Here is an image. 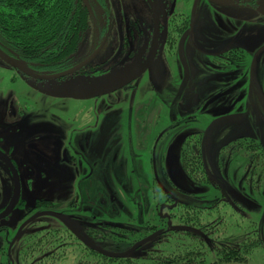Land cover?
<instances>
[{
    "label": "rangeland",
    "instance_id": "rangeland-1",
    "mask_svg": "<svg viewBox=\"0 0 264 264\" xmlns=\"http://www.w3.org/2000/svg\"><path fill=\"white\" fill-rule=\"evenodd\" d=\"M108 2L111 26L127 27L129 36L132 35L130 40L136 43L131 47L136 50L140 31L153 25L146 0ZM189 5L191 17L197 23L194 40L197 36L196 43L202 47L221 49L236 44L234 33L252 36L258 45L264 43V24L229 21L218 11L227 4L189 0ZM163 16L164 11H161L160 17ZM94 17L89 20L76 54L88 48L90 32L101 22L98 13ZM128 49L123 46L112 49L104 66L111 68L109 73L115 72L128 58ZM186 54L183 47L170 72L162 67L159 75L147 73L136 79L134 86L124 94L120 92L95 100L53 97L35 89L31 91L18 77L11 82L10 69L0 63V113H4L7 105L14 112H19L20 107L30 124L27 133L14 144V156H27L24 163L18 164L21 197L26 204H31L33 198L43 196L58 207L65 204L68 197L71 201L75 197L73 192L77 193L79 202L86 199L99 219L108 217L118 228L111 230V240L99 242L97 247L111 254H122L133 246L132 241L138 235L134 238L133 234L120 232L119 228L135 226L134 217L138 222L144 220L145 224L153 225L154 202L167 194L194 207L209 208L211 213L205 218L210 221L222 214L219 229L225 243H241L248 229L257 231L261 246L251 251L245 264H264V60L260 62V56L257 58L252 81H246L240 71L237 74L218 73L207 63L209 72L202 77L198 70L201 71L204 64H195ZM102 82L101 78L70 75L37 83L51 91H81L95 88ZM153 88L160 92L154 95L150 91ZM188 89H193L198 97ZM9 97L13 104L9 101L7 104ZM25 100L28 109L22 104ZM174 121L183 125L182 131L180 127L171 126ZM95 124L103 125L108 137L90 154L93 165L88 174L90 183L85 186V173L63 163L61 157L73 152L76 144L88 138L92 139L94 147L99 137L97 129H91ZM197 130L202 134L200 147L211 177L209 183L192 181L182 166L181 154L186 153L182 142L186 137L194 136V140L197 133H190ZM239 136L254 138L263 156L254 163L253 174L246 176L243 172L245 162L231 150L233 141ZM81 151L78 150V157L83 155ZM22 167L30 169L23 173ZM2 171L8 176L0 160V173ZM3 194L0 195L1 207L7 203ZM226 200L236 201V209ZM18 216L19 209H15L8 219L0 220V226L9 228L6 237L12 233ZM125 233L129 240L123 241L119 235ZM105 235L102 240H106ZM145 235L143 231L139 238L147 237ZM163 246L156 244L155 248ZM148 249H152L151 246L143 250ZM143 250L138 253L144 254ZM98 262L101 264L99 258Z\"/></svg>",
    "mask_w": 264,
    "mask_h": 264
},
{
    "label": "flooded vegetation",
    "instance_id": "flooded-vegetation-1",
    "mask_svg": "<svg viewBox=\"0 0 264 264\" xmlns=\"http://www.w3.org/2000/svg\"><path fill=\"white\" fill-rule=\"evenodd\" d=\"M82 1L85 3L84 5L90 12L92 18H95L94 16L98 13L102 19L99 25L94 27L90 32L87 43L88 48L82 50L80 54H75L72 67L87 59L95 51L98 52L86 66L72 75H80L81 77L90 79L101 78L103 82L98 86L105 85L119 77L134 61L138 60L141 63L144 62L151 53L153 41H155V47L152 52V61L148 68L138 78L147 73L151 74L153 72H157V75H159L162 71V67L165 68L167 72H170L175 66L174 60L177 53L179 54L183 47L185 54L186 51L188 52L186 56L193 60L195 64H204V68H201L202 73L198 70L202 77L209 72V68L205 64L207 63L208 65H213L212 68L214 72L237 74V72L240 71L246 81H252L253 70L257 58L260 56V62L264 60V43L260 45L256 44V38L253 39L252 36H242L234 33L233 38L237 43L221 49L204 48L196 43L198 38L196 36V40H194V32L196 27L195 24L197 23L191 17V4L189 5V0H163V2L160 0H146L150 11L151 5L157 10V31L154 33V18L151 12L153 25L151 28L140 31L136 50L134 47H131L135 46L136 43L130 40L132 35L129 36L127 27L111 26L110 2H108V0ZM203 1L206 3L213 2L214 4H227L224 9H219L218 11L220 14L226 15L229 18V21L236 22L237 20H243L242 23L249 21L256 22V24H264V0ZM41 2L44 9L49 8V0H41ZM161 11H164V16L162 18L160 17ZM120 46L129 47L126 52L128 58L118 66L115 72L109 73L111 68L104 66L110 59L112 49ZM105 47L109 48L105 49ZM0 50L11 57L2 48H0ZM15 60L20 61L27 70L37 73L30 68L25 61L19 59ZM0 63L5 64L7 68L10 69L12 73L11 82H14L18 77L22 82L28 84L31 91L35 89V91L49 95L43 92V90L46 89L37 83L39 80L23 75L17 69L4 63L1 59ZM85 69L88 71H85ZM37 74L49 75L48 73ZM217 76L219 77L218 74ZM133 82L113 93L86 100H95L97 98L112 96L120 92L124 94L134 86ZM153 89L150 91H152L154 95L160 92L155 91V88ZM189 91L192 92V95L198 97L197 94L193 93V89H190ZM8 101L11 104L14 103L12 102V97L7 98V104H9ZM22 104L26 105L27 109L29 108L28 101L25 100ZM18 111L19 112H14V109L7 105L4 113H0V160L5 164L6 169L8 170V176L6 177L4 171H2L3 173H0V184L2 185L0 195L7 193V196L3 194L5 195L7 203H5L3 207L0 206V214H2L11 204L15 196L17 185L19 189V198L16 205L7 216L0 219H8L15 209H19L18 219L15 221V225L12 227L13 231L9 237L5 236L9 231L8 226H0V240L2 239L0 241V264H98L99 253L94 251L92 247L98 248L97 244L99 242H107V240H111V230L117 228L116 225L110 223L111 221H109L108 217H101L99 219L97 213L91 208L92 205L88 203L86 199L84 202H79L77 200L78 194L75 192H73L75 197H73L71 201L68 197L66 200L67 202L58 207L43 196L33 198L34 201L31 204H26L21 197V176L19 174L18 164L24 163L27 156H14V144L16 143L17 138L20 139V137L27 133L30 124L26 120L25 112H23L20 107H18ZM23 117H25V119ZM171 126L180 127V131L183 129V125L177 121H174ZM93 128L97 129V132L99 133L98 142L94 144V147L92 139L90 141L88 138L83 143L80 142L76 144L73 152H69V154L64 153L61 157L63 163L76 166L79 171L85 173L83 176V184L85 186L90 183V176H88V174L93 165L90 154L92 151L95 152V150H98L108 137L103 125L95 124V126H91V129ZM65 131L66 129L61 132L64 133ZM194 133H197L194 140V136L189 139L186 137L182 142V147L185 148L183 150H185V154L187 155V159L190 161L192 168L190 173H187L186 171L185 173L192 181L197 182L201 181L200 178L207 177V183H209L211 177L208 174L207 165L200 147L202 134L199 130L191 132L190 134ZM191 141H193V146L189 147ZM257 146L258 143L251 137L239 136L237 140L235 139L233 141L231 147L232 153L234 151L235 154L245 162L243 168V172L245 173L244 176L253 174V165L258 162L262 156V153H259L257 150ZM78 150H82L81 153L83 155L80 157H78ZM64 152H67V150ZM182 155L183 154H181V158ZM197 162L202 163V165L195 166V163ZM22 169L23 173H26L27 169L30 168L22 167ZM61 170L62 168L60 167V171ZM69 189H71V186ZM188 194L191 195L192 193L188 192ZM170 200L171 202L164 203L160 201L157 206L154 207L155 213L153 216V226L158 228H155L152 234L160 232L159 236H156L154 239L161 237L164 234L174 232L168 230V221H170L172 226H178L172 223L170 212L172 213V210L177 206L180 200H176L172 197H170ZM226 203L230 205L232 209H236V201L226 200ZM161 205H165V208L159 213ZM189 206L191 209L194 208V205L189 204ZM201 208L208 209L207 207ZM41 212H52L59 215V217L45 215L26 223L32 216ZM138 216H140V212H138ZM218 217L220 218V221H222V214ZM132 221L137 222L135 224L137 227L131 225V227L119 228L120 232L126 231L128 235L133 234L134 238L138 235L137 239L132 241L133 243L131 246L141 241L143 238H146H139L141 232H146V224L144 223V220L138 222L136 217H134ZM206 222H208V220ZM190 233L194 234L193 232ZM104 234H106V240H102ZM152 234L149 233L148 235L150 236ZM128 235L120 234L119 236L121 240L125 241L129 240V238H126ZM157 253L161 254L159 251H157ZM141 255H143V253H138L135 250L123 258L128 257L129 263L144 264L145 259L140 258ZM149 263H151V261H149Z\"/></svg>",
    "mask_w": 264,
    "mask_h": 264
},
{
    "label": "trees",
    "instance_id": "trees-1",
    "mask_svg": "<svg viewBox=\"0 0 264 264\" xmlns=\"http://www.w3.org/2000/svg\"><path fill=\"white\" fill-rule=\"evenodd\" d=\"M84 4L82 0H49V8L44 9L41 0H0V48L11 57L25 61L37 73L55 74L70 69L91 19ZM181 159L184 171L190 173L192 168L187 155L183 153ZM195 164L202 165L200 162ZM200 180L207 183L208 178ZM170 197L163 194L155 201V206L160 201L171 202ZM209 210L191 209L188 203L179 201L170 212L172 223L194 227L199 233L174 231L164 234L138 248L137 252H142L148 245L152 248L143 250L145 254L140 258L148 264L247 263L251 251L261 246L257 231L248 229L241 243H225L219 229L220 218L212 221L205 218L211 213ZM155 228L158 227L147 222L146 236ZM161 243L163 248L156 249L155 245ZM98 258L101 264H129L128 257L114 259L99 254Z\"/></svg>",
    "mask_w": 264,
    "mask_h": 264
},
{
    "label": "water",
    "instance_id": "water-1",
    "mask_svg": "<svg viewBox=\"0 0 264 264\" xmlns=\"http://www.w3.org/2000/svg\"><path fill=\"white\" fill-rule=\"evenodd\" d=\"M149 4H151V3H149ZM150 7H151V12H152L153 18H154V33H156V31H157V24H156L157 10H156V8L152 7V5ZM154 47H155V41H153L151 53L149 54V56L147 57V59L144 62L141 63L138 60L134 61L119 77H117L116 79L106 83L105 85L98 86V87L91 88V89H87V90H81V91L43 90V92H45V93H47L53 97L70 98V99H75V100H86V99H91V98H95V97H99L102 95L113 93L119 89L124 88L125 86L129 85L130 83H132L148 68V66L150 65V63L152 61V57H153L152 52L154 51ZM97 52L98 51H95L87 59H85L84 61H82L78 65L72 67L71 69H68V70L61 72V73L49 74V75L37 74V73H34V72L27 70L22 65V63L20 61H17L15 59L9 57L5 53H3L1 50H0V59L4 63H6L7 65L17 69L20 73H22L23 75H26L27 77H30L32 79L39 80V81H44V80L62 79V78H65L67 76H70V75L76 73L77 71L82 69L84 66H86L96 56ZM18 198H19V189H18V185H17L16 191H15V196H14L11 204L8 206V208L2 214H0V219L4 218L5 216H7L11 212V210L16 205ZM169 207H171V206H169ZM163 208H165V205L160 206L159 213L163 210ZM45 215H52V216L59 217V215L52 213V212H41V213H38V214L32 216L26 223L32 221L35 218L42 217ZM167 225H168L169 231H188V232H193V233H199V231H197L196 229L191 228V227L172 226L170 221H168ZM159 234H160V232H156V233L144 238L143 240L135 243L128 251H126L122 254H111V253L105 252V251H103L99 248H96V247H92V249L94 251L98 252L99 254L106 256L108 258H123V257L127 256L128 254L132 253L133 251L137 250L138 248H140L144 244L150 242L156 236H159Z\"/></svg>",
    "mask_w": 264,
    "mask_h": 264
}]
</instances>
